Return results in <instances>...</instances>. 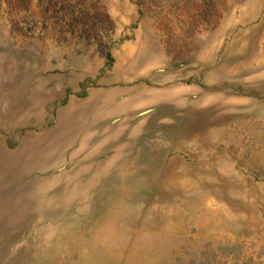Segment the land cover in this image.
I'll use <instances>...</instances> for the list:
<instances>
[{"label":"rangeland","instance_id":"rangeland-1","mask_svg":"<svg viewBox=\"0 0 264 264\" xmlns=\"http://www.w3.org/2000/svg\"><path fill=\"white\" fill-rule=\"evenodd\" d=\"M0 264H264V0H0Z\"/></svg>","mask_w":264,"mask_h":264}]
</instances>
